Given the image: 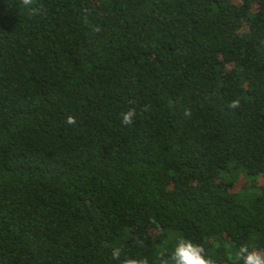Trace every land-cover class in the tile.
Segmentation results:
<instances>
[{"label":"trees","instance_id":"16d2710c","mask_svg":"<svg viewBox=\"0 0 264 264\" xmlns=\"http://www.w3.org/2000/svg\"><path fill=\"white\" fill-rule=\"evenodd\" d=\"M38 3L0 0V264L264 251V0Z\"/></svg>","mask_w":264,"mask_h":264},{"label":"clouds","instance_id":"9594fccd","mask_svg":"<svg viewBox=\"0 0 264 264\" xmlns=\"http://www.w3.org/2000/svg\"><path fill=\"white\" fill-rule=\"evenodd\" d=\"M20 8L36 13L39 7L38 0H19ZM241 104L239 98L232 100L229 104L231 108H238ZM185 115H190L186 112ZM136 116V110L130 109L121 114V123L123 125H132ZM66 124L75 125V116L68 115ZM120 249H115L113 255L119 256ZM234 259L236 264H264V251L254 248L250 249L249 245L242 244L235 252ZM159 264H218L216 259L209 255L205 247L186 237L175 238V247L169 252L167 247H163L158 252ZM123 264H149L147 258L127 257Z\"/></svg>","mask_w":264,"mask_h":264}]
</instances>
